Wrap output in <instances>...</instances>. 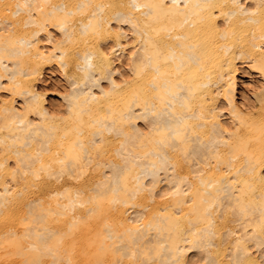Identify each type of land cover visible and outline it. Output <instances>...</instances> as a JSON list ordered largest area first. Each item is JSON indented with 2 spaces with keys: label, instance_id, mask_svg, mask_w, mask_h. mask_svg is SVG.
I'll return each instance as SVG.
<instances>
[{
  "label": "bare ground",
  "instance_id": "1",
  "mask_svg": "<svg viewBox=\"0 0 264 264\" xmlns=\"http://www.w3.org/2000/svg\"><path fill=\"white\" fill-rule=\"evenodd\" d=\"M0 264H264V0H0Z\"/></svg>",
  "mask_w": 264,
  "mask_h": 264
},
{
  "label": "rangeland",
  "instance_id": "2",
  "mask_svg": "<svg viewBox=\"0 0 264 264\" xmlns=\"http://www.w3.org/2000/svg\"><path fill=\"white\" fill-rule=\"evenodd\" d=\"M52 71V70H51ZM55 69H53V73L51 74L50 72L45 74V78H46V85L44 88L45 94L50 98V101L54 104V105H59L60 100H61V95L63 93H65V89H67L68 86L67 83H65L66 81L61 77V75H59L60 73H58V71H56ZM250 74V77H249ZM247 75L244 76V80L249 83H251V86H258L260 85V79L256 78L257 76L254 74L249 73ZM255 77H254V76ZM48 78V80H47ZM247 79V80H246ZM253 84V85H252ZM251 88V87H250ZM253 89V88H252ZM252 89H245L244 88V94L247 98H250L251 101H253V95H252ZM247 90V91H245Z\"/></svg>",
  "mask_w": 264,
  "mask_h": 264
}]
</instances>
